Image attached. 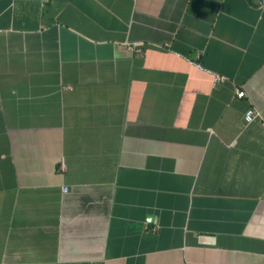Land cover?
<instances>
[{"label":"crops","instance_id":"0c3cea01","mask_svg":"<svg viewBox=\"0 0 264 264\" xmlns=\"http://www.w3.org/2000/svg\"><path fill=\"white\" fill-rule=\"evenodd\" d=\"M0 264H264V0H0Z\"/></svg>","mask_w":264,"mask_h":264},{"label":"built area","instance_id":"2783aa9c","mask_svg":"<svg viewBox=\"0 0 264 264\" xmlns=\"http://www.w3.org/2000/svg\"><path fill=\"white\" fill-rule=\"evenodd\" d=\"M130 48L131 49H136L137 48V50H139L140 49V46H138V47H134V46H130ZM216 77V79H218V78H222V79H224V77H222V76H215ZM244 91H240L239 93H238V95L239 96H243L244 95ZM254 116H256V111L254 110V108H250V109H248L247 110V112H246V114H245V118H246V121H248V122H250L251 120H253V118H254ZM68 189H69V187L68 186H65L64 187V191H68Z\"/></svg>","mask_w":264,"mask_h":264}]
</instances>
